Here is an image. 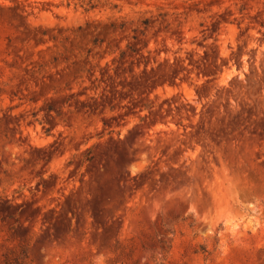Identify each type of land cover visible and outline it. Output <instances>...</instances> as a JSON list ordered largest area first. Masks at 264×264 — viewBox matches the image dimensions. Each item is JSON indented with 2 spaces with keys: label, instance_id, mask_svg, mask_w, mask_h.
Masks as SVG:
<instances>
[{
  "label": "rangeland",
  "instance_id": "rangeland-1",
  "mask_svg": "<svg viewBox=\"0 0 264 264\" xmlns=\"http://www.w3.org/2000/svg\"><path fill=\"white\" fill-rule=\"evenodd\" d=\"M0 264H264V0H0Z\"/></svg>",
  "mask_w": 264,
  "mask_h": 264
},
{
  "label": "trees",
  "instance_id": "trees-1",
  "mask_svg": "<svg viewBox=\"0 0 264 264\" xmlns=\"http://www.w3.org/2000/svg\"><path fill=\"white\" fill-rule=\"evenodd\" d=\"M146 66L147 65H145V68H146ZM176 77V76H175ZM149 108V106H147V105H144V106H142L141 108H140V111H142L143 109H148ZM140 119H142L141 117H139Z\"/></svg>",
  "mask_w": 264,
  "mask_h": 264
}]
</instances>
